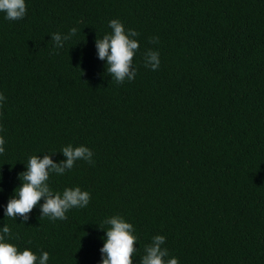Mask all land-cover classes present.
<instances>
[{
	"label": "trees",
	"instance_id": "obj_1",
	"mask_svg": "<svg viewBox=\"0 0 264 264\" xmlns=\"http://www.w3.org/2000/svg\"><path fill=\"white\" fill-rule=\"evenodd\" d=\"M25 3L21 20L0 12L5 242L48 252L47 264H102L104 221L119 215L138 238L133 264L157 235L179 264H264V0ZM112 19L139 33L136 77L119 85L96 48ZM72 28L56 49L51 35ZM148 50L158 70L145 67ZM69 144L91 149L93 163L47 183L80 187L89 204L53 221L42 198L26 223L6 217L29 158L60 163Z\"/></svg>",
	"mask_w": 264,
	"mask_h": 264
},
{
	"label": "clouds",
	"instance_id": "obj_2",
	"mask_svg": "<svg viewBox=\"0 0 264 264\" xmlns=\"http://www.w3.org/2000/svg\"><path fill=\"white\" fill-rule=\"evenodd\" d=\"M0 12L6 13V19L10 21L21 20L27 14L25 0H0ZM111 34L103 38L97 37L96 48L101 60H106V72L118 85L125 79L131 81L136 77V71L132 68L133 57L139 50V42L134 39L139 33L134 29L125 30V26L118 19L109 21ZM77 29L72 28L68 34L53 33L52 41L56 49L64 47L67 40L77 34ZM151 43H158L159 38L154 37ZM160 54L158 51L148 50L144 55L145 67L153 71L160 67ZM6 97L0 93V108ZM3 127L0 126V132ZM5 139L0 135V154L5 152L3 145ZM66 160L56 163L51 155L31 156L28 160L27 171L19 173L22 186L15 189V196L9 199L5 215L16 219L23 218L26 223L28 214L36 207L41 199L45 202L41 206V217H49L53 221L67 219L66 212L74 207L84 208L91 199L88 191H82L80 187L66 188L63 193L53 192L47 181L50 173L63 175L66 170L72 169L78 160L93 163V152L86 146H65L62 151ZM3 189H0L2 191ZM110 227L106 231V242L101 252L104 254L102 264H133V254L137 251L135 244L137 237L133 235L135 229L131 223L119 215L112 216L104 221ZM104 229L103 227H100ZM11 236V229L5 225L0 232V264H47L49 253L43 252L39 257L30 249L18 251L17 246L7 243L6 237ZM18 238V237H17ZM166 238L162 235L153 237L151 244L144 249L140 264H179L178 258H168L169 251L162 247Z\"/></svg>",
	"mask_w": 264,
	"mask_h": 264
}]
</instances>
